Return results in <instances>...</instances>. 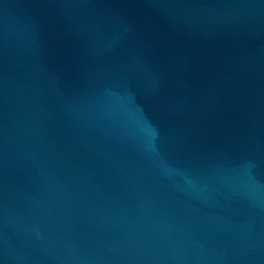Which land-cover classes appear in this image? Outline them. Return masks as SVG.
Segmentation results:
<instances>
[{"label":"water","instance_id":"water-1","mask_svg":"<svg viewBox=\"0 0 264 264\" xmlns=\"http://www.w3.org/2000/svg\"><path fill=\"white\" fill-rule=\"evenodd\" d=\"M0 264H264V0H0Z\"/></svg>","mask_w":264,"mask_h":264}]
</instances>
